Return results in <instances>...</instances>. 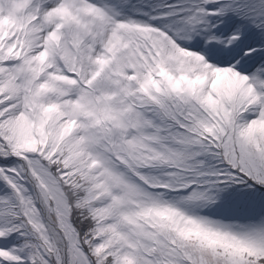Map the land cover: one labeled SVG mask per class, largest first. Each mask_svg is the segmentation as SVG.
<instances>
[{
    "label": "snow or ice",
    "instance_id": "1",
    "mask_svg": "<svg viewBox=\"0 0 264 264\" xmlns=\"http://www.w3.org/2000/svg\"><path fill=\"white\" fill-rule=\"evenodd\" d=\"M0 264H264V0H0Z\"/></svg>",
    "mask_w": 264,
    "mask_h": 264
}]
</instances>
